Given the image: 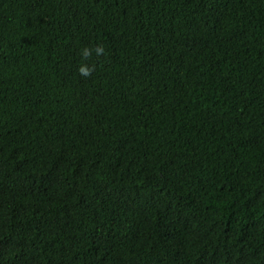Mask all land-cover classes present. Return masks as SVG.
<instances>
[{
    "label": "trees",
    "instance_id": "1",
    "mask_svg": "<svg viewBox=\"0 0 264 264\" xmlns=\"http://www.w3.org/2000/svg\"><path fill=\"white\" fill-rule=\"evenodd\" d=\"M0 264H264V0H0Z\"/></svg>",
    "mask_w": 264,
    "mask_h": 264
}]
</instances>
